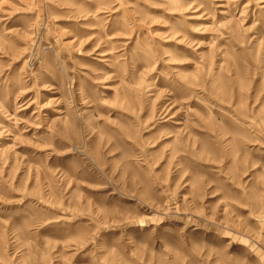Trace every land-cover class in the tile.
I'll list each match as a JSON object with an SVG mask.
<instances>
[{"label": "rangeland", "instance_id": "374dc122", "mask_svg": "<svg viewBox=\"0 0 264 264\" xmlns=\"http://www.w3.org/2000/svg\"><path fill=\"white\" fill-rule=\"evenodd\" d=\"M0 264H264V0H0Z\"/></svg>", "mask_w": 264, "mask_h": 264}]
</instances>
